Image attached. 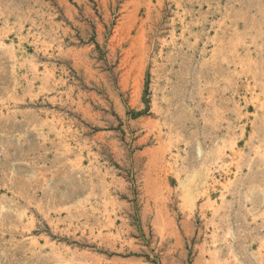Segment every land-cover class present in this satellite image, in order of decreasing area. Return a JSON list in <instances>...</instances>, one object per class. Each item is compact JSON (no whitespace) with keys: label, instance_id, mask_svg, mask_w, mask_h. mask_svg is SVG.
I'll list each match as a JSON object with an SVG mask.
<instances>
[{"label":"rangeland","instance_id":"1","mask_svg":"<svg viewBox=\"0 0 264 264\" xmlns=\"http://www.w3.org/2000/svg\"><path fill=\"white\" fill-rule=\"evenodd\" d=\"M0 264H264V0H0Z\"/></svg>","mask_w":264,"mask_h":264},{"label":"bare ground","instance_id":"2","mask_svg":"<svg viewBox=\"0 0 264 264\" xmlns=\"http://www.w3.org/2000/svg\"><path fill=\"white\" fill-rule=\"evenodd\" d=\"M213 151H214V150H213ZM218 151H219V150H218ZM199 170H200V169H199ZM208 170H209V169H208ZM206 175H208V174H206ZM206 175H205V176H206ZM193 176H194V175H193ZM201 177H202V176H201ZM203 177H204V176H203ZM187 181H188V180H187ZM204 184H206V183H204ZM204 184H203V185H204ZM203 185H202V186H203ZM184 186H185V185H184ZM202 186H201V187H202ZM203 188H204V187H203ZM205 188H206V187H205ZM199 189H200V188H199ZM185 192H186V191H185ZM186 194H187V193H186ZM195 196H196V195H195Z\"/></svg>","mask_w":264,"mask_h":264}]
</instances>
